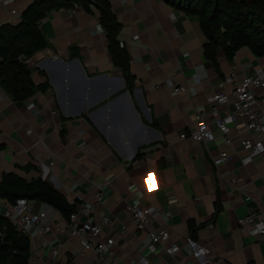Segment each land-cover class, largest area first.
Listing matches in <instances>:
<instances>
[{
  "label": "crops",
  "instance_id": "0c3cea01",
  "mask_svg": "<svg viewBox=\"0 0 264 264\" xmlns=\"http://www.w3.org/2000/svg\"><path fill=\"white\" fill-rule=\"evenodd\" d=\"M107 1L121 25L118 40L128 53L132 80L114 65L95 6L88 10L87 1L72 2V18L66 8L51 11L41 23L48 48L27 62L35 84L48 85L29 98L36 110L13 102L0 87V176L42 178L70 204L91 199L90 181L112 179L100 213L113 220L105 234L119 241L122 264L141 255L156 258L132 225L127 202L162 209L170 219L157 216L155 227L168 230L170 243L183 247L191 236L211 252L213 264H264V245L238 223L264 209V159L243 167L238 148L180 139L199 113H210L207 98L221 91L236 63L220 52L216 70L205 59L198 20L164 0ZM7 17L0 12V26L8 24ZM237 55L240 74L264 67V59L247 48ZM172 84L190 93L173 96ZM221 151L234 162L218 172L212 157ZM149 171H156L160 185L155 194L144 189ZM57 237L51 242H63L65 256L81 250L77 239ZM178 257L195 264L183 253Z\"/></svg>",
  "mask_w": 264,
  "mask_h": 264
},
{
  "label": "built area",
  "instance_id": "2783aa9c",
  "mask_svg": "<svg viewBox=\"0 0 264 264\" xmlns=\"http://www.w3.org/2000/svg\"><path fill=\"white\" fill-rule=\"evenodd\" d=\"M18 1L0 0V12L5 11L11 18L6 22L8 24L17 23L22 16L21 9L26 10L36 2L48 0H23L24 5H20ZM65 12L70 18L76 15L75 9L66 8ZM47 53L50 54V51ZM53 58L58 57L53 55ZM232 61L236 64L222 79L221 91L207 98L211 106L210 113H199L196 125L182 133L180 139H189L206 147L211 143L221 142L227 147L238 148L244 153L240 163L247 167L258 159H264V67L259 66L240 74L242 64H237V53ZM170 88L173 96L190 93L184 86L172 84ZM25 103L29 111L36 110L30 99ZM49 159L50 166H53L56 156L51 154ZM233 162L234 156L225 151L212 157V164L218 172L222 166L227 167ZM112 182V179H106L102 184L90 181L88 188L91 199H78L74 202L75 211L69 218H65L48 204L27 198H19L14 203L0 199V218L11 222L29 238L30 264H122L116 252L119 241L114 236L105 234L106 229L113 225V220L100 213ZM143 183L147 194H155L160 188L156 171L146 173ZM125 209L136 231L145 235V249L156 256L155 260H150L141 255L129 264H183L178 257L182 253L195 264L214 263L211 252L191 236L186 238L184 247L175 242L170 243L171 233L155 227L157 216L164 222L170 219L162 209L137 202H127ZM238 223L248 229L249 236L264 245V209L239 218ZM57 236L65 241L77 239L81 249L78 255L75 253L72 257L65 256L62 253L63 242H51V238L57 239Z\"/></svg>",
  "mask_w": 264,
  "mask_h": 264
},
{
  "label": "trees",
  "instance_id": "16d2710c",
  "mask_svg": "<svg viewBox=\"0 0 264 264\" xmlns=\"http://www.w3.org/2000/svg\"><path fill=\"white\" fill-rule=\"evenodd\" d=\"M78 0H48L36 2L27 8L18 24L0 26V87L13 102L20 103L45 92L47 83L36 85L33 70L27 64L37 52L48 48V41L41 27L42 21L51 11L72 6ZM97 7L99 19L104 27L109 51L114 65L122 68L126 81L132 80L129 56L118 40L121 25L107 0H84ZM196 18L206 39L205 59L218 70V55L223 53L228 61L241 49L264 59V0H164ZM0 148L1 145H0ZM27 198L48 204L65 218L75 211V203L51 183L42 178L31 182L14 174L0 176V199L14 203ZM31 242L6 219L0 218V264H30Z\"/></svg>",
  "mask_w": 264,
  "mask_h": 264
},
{
  "label": "rangeland",
  "instance_id": "374dc122",
  "mask_svg": "<svg viewBox=\"0 0 264 264\" xmlns=\"http://www.w3.org/2000/svg\"><path fill=\"white\" fill-rule=\"evenodd\" d=\"M96 8H97V7H96ZM6 22H9V18H8V17H7ZM40 52H41V51L37 52L35 55H37V54L40 53ZM35 55H34V56H35ZM34 56H33V57H34ZM86 106H87V103H86ZM86 108H87V107H86ZM86 108H84V109H86ZM97 182L99 183V182H101V180H98ZM38 207H39V206H38ZM37 209H38V208H37Z\"/></svg>",
  "mask_w": 264,
  "mask_h": 264
}]
</instances>
